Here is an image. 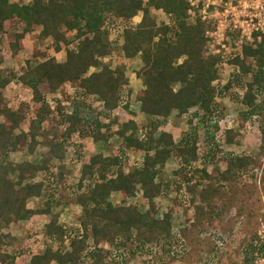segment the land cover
I'll use <instances>...</instances> for the list:
<instances>
[{
  "label": "trees",
  "instance_id": "obj_1",
  "mask_svg": "<svg viewBox=\"0 0 264 264\" xmlns=\"http://www.w3.org/2000/svg\"><path fill=\"white\" fill-rule=\"evenodd\" d=\"M190 8L187 0H30L25 4L0 0V34L11 31L14 41L10 46L15 54L24 49L26 36L39 28L43 40L52 39L56 53L66 49L65 61L51 56L36 64L28 62L26 70L18 76L19 83L32 90L33 100L40 105L29 121L28 131L23 129L28 113L24 107L12 108L4 93L11 79L0 74V220L4 224L10 225L36 214H51L53 203L63 199L60 191L55 190L47 195L42 209L32 207L29 200L45 197L48 186L44 180L37 181V175L49 171L50 167L31 160H9L10 153L34 152L42 143L47 130L45 124L54 113L42 91L43 85L51 93H57L67 84L78 83L85 95L97 96L102 102V108L96 109L88 101L77 99L72 112L61 111L63 131L59 136L55 133L53 141L48 143L51 156L60 162L65 159V144L75 134L88 130L87 134L95 141L107 140L109 123L103 118H110L122 105L129 108L127 98L131 89L127 88L126 65L113 66L112 62L104 61L114 52V43L120 46L126 60L140 58L137 77L143 83V88L138 91L141 112L154 117L156 122L158 120L155 128L145 127L142 135L138 134L141 125L131 117L116 130L127 150L144 155L141 166L125 171L120 156L103 153L95 154L83 163L79 187L85 191L76 197V203L82 207L79 216L81 233L68 237L65 227L59 223L60 215L54 214L46 230L50 245L35 253L31 264H118V260L105 249L107 245H115L132 256L137 252L153 253L152 245L169 241L174 211L169 208L160 216L161 205L157 199L165 194L160 174L172 158L181 168L200 163L190 175L186 173L184 182L194 194L192 204L196 205L195 218L198 221L208 219L207 214L213 219L223 205L230 207L234 203L239 205V215L247 216L248 221L255 218L257 184L252 182L241 189L236 185L247 172L261 167L258 157L235 155L225 159L227 167L218 177L217 185L212 184L213 177L207 165L223 162L218 157L219 145L210 134L211 128L220 129L217 119L213 126L210 124L216 115V99L219 94L225 95L234 82L249 75L252 80L245 85L242 102L247 107L246 116L261 117L264 141V99L257 102L264 93V32H256L254 41L239 46L240 49L229 59L236 73L224 87H220L215 82L220 79L219 65L224 60L221 55L207 53L208 23L200 17L193 18ZM154 10L163 11L172 22L159 23ZM140 13L141 21L130 26L128 23ZM115 29L120 33L114 42L111 34ZM34 55L38 57V50ZM192 109L196 111L179 141L171 131L159 129L174 112L182 117ZM202 129L206 132L204 140L200 134ZM236 135L234 129H227V143H236ZM201 141L206 146L203 153L200 152ZM61 166L65 167L63 162ZM200 173L201 183L197 184L208 183L198 191L192 184L193 178ZM64 175V171L58 173L62 181ZM86 180L90 181L88 187H85ZM229 180L230 186L222 185V181ZM260 180L264 200V169ZM222 186L228 190L222 191ZM139 192L149 203L146 211L127 204L128 199L136 197ZM115 194L121 198L120 204L113 201ZM216 201L223 202V205L217 206ZM204 206L210 210H205ZM213 212L216 213L212 215ZM218 212L222 214V210ZM8 238L10 236L0 234V264H16L17 261V256L5 248L9 245ZM258 239V229H246L242 241L246 246L244 264H254L255 254L263 251L264 245L257 243Z\"/></svg>",
  "mask_w": 264,
  "mask_h": 264
},
{
  "label": "rangeland",
  "instance_id": "obj_2",
  "mask_svg": "<svg viewBox=\"0 0 264 264\" xmlns=\"http://www.w3.org/2000/svg\"><path fill=\"white\" fill-rule=\"evenodd\" d=\"M22 4L29 3L30 0H13ZM227 0H225L226 2ZM233 6L241 17V21L246 19L252 25H243L246 32L253 33L251 40L247 36L242 37L243 28L241 30H234L229 32V39L226 41L225 47L223 45L214 46L210 40L207 44V53L209 55H221L224 60L220 63V79L215 84L224 87L234 72L235 66L229 63V59L240 49V45L247 41H254V34L264 29V0H232ZM245 14L250 15L245 18ZM159 23L172 22L170 16L163 11L154 10ZM236 15V14H235ZM234 15V16H235ZM142 17V13L139 14ZM195 18V16H192ZM140 21L139 18L133 19L128 24L135 26ZM215 20L211 19V24ZM208 25L209 29H215L220 25ZM262 24V25H259ZM120 29V28H119ZM112 30L111 38L115 40L118 38L120 30ZM260 29V30H258ZM40 28L32 34H28L24 39V49L15 54L11 49V42L14 37L11 31L0 34V49L2 51L3 63L0 64V74L5 75L11 79V83L4 89L12 108L18 109L24 107L28 113V119L23 125V129L28 131L29 121L35 116L39 109V104L33 100L32 90L23 86L18 81V76L27 68L28 62L36 64L39 60L56 56L59 61L66 60V49L56 53L52 47V39L47 38L43 40L40 37ZM74 38V35H71ZM75 45V44H74ZM72 45V46H74ZM112 55L104 59L105 62H112L113 66L123 63L127 67V75L129 77V87L131 95L127 98L129 108L125 106L119 107L110 118H103L105 123H109L106 128L109 138L103 141H95L87 133L88 127H84L87 131L82 134L77 133L65 144V159L62 161L65 167L61 166L59 160L54 159L50 153L49 141H53L55 133L61 135L62 133V112H72L74 101L77 99H84L96 107L102 108V102L94 95H85L78 83L67 84L57 93H51L46 85L42 86V91L46 96L48 104L54 110L53 118L46 122L47 127L45 135L42 137V143L34 152L17 151L11 153L9 160L20 162L24 160H31L34 162L46 163L49 171L40 172L37 175V181H46L47 188L44 192L46 195L42 198L31 199V205L36 209H42L45 205L47 195L52 191L59 190L60 198L54 202L52 213L48 214V221L54 214H59V223L64 226L68 237L75 236L81 233L82 227L79 216L82 214V207L76 203L77 195L83 193L85 189L79 187L80 177L82 174L83 163L91 156L103 153L110 156H120L122 160V167L125 171L133 170L135 167L141 166L144 155L137 151L127 150L125 148L123 139L116 133V130L130 117L135 119L140 125L139 135L144 133L145 127L155 128L156 122L154 117H147L141 112V102L138 99V91L141 89L140 79L137 77V71L141 67L140 58L133 60H126L120 50V46H116ZM221 49V52L217 50ZM38 50L39 55L35 57L34 53ZM94 71V68L91 69ZM252 77L249 75L240 81L234 82L233 86L227 90L225 95H220L216 99V115L211 120V125L215 124V120L219 121L220 129L211 128V135L219 145L218 157H221L223 162L217 161L215 164L207 165L211 175L212 184L217 185V179L221 173L226 170V160L228 157L235 155H251L258 157L261 162V167L257 166L255 170L247 172L241 180H239L237 188L240 189L245 185L257 184L258 192L255 199V218L248 221L247 216L238 214L239 205L236 203L230 207L223 205V202L216 201L223 208L217 210L218 214L212 215L214 218H209L211 215L207 214L208 219L204 218L198 221L195 218L196 205L192 204V194L188 188L186 181V173L192 172L195 168L200 166L199 162L193 164L189 168H181L175 158L170 159L166 166L162 169L160 179L165 184V194L163 197L157 199L161 205L160 216L169 208L174 211L173 230L169 241H162L161 243L151 246L153 253L137 252L132 256L128 251H121L115 245H107L108 253L118 260V264H244L245 248L243 246V238L246 236L247 228L258 229L259 239L257 243L264 245V200L261 197V175L264 169V141L260 129L261 117L254 115L252 117L246 116V105L243 104L242 99L246 92V83L251 82ZM264 99V93L260 95L257 102ZM195 109L182 117L174 112L171 117L160 126L161 129L171 131L177 141L183 137L189 127V119L193 117ZM207 125V124H206ZM234 129L237 133L236 143L228 144L226 140L227 129ZM19 132V130H18ZM201 139L205 138V130H200ZM52 139V140H51ZM206 152V146L201 141L200 152ZM219 159V158H218ZM220 160V161H222ZM191 169V170H190ZM64 171L65 179L62 181L58 177V173ZM16 177V174H12ZM201 173L196 174L193 178V186L202 190L204 184H197L201 179ZM90 181L86 180L85 187H88ZM231 181H222L223 186H230ZM181 186V188H180ZM221 190H228L226 187ZM222 193V192H221ZM222 198V194H220ZM116 204L122 202L121 198L115 194L112 197ZM127 204L138 207L141 211H146L149 208L148 201L142 196L141 192L136 197L130 198ZM205 210L209 211L208 206H204ZM222 210V214L218 211ZM39 215L31 219L21 220L10 225L4 224L0 220V234L8 235L10 238L9 245L5 248L15 254L17 264H31L32 256L35 253H40L45 250L47 245H50L46 237L47 222L45 219L39 218ZM44 217V216H42ZM210 219V220H209ZM197 220V221H196ZM196 221V222H195ZM201 222V223H200ZM70 239V238H68ZM93 241H90L92 244ZM56 247L55 243L51 244ZM115 261V260H114ZM254 264H264V249L262 252L258 251L255 254Z\"/></svg>",
  "mask_w": 264,
  "mask_h": 264
},
{
  "label": "built area",
  "instance_id": "obj_3",
  "mask_svg": "<svg viewBox=\"0 0 264 264\" xmlns=\"http://www.w3.org/2000/svg\"><path fill=\"white\" fill-rule=\"evenodd\" d=\"M191 4L189 13L195 17H200L202 21L211 24V19L215 22L211 25H220L215 29H209L207 36L210 41L214 43V46L223 45L225 47L226 41L229 39V32L234 30H241L243 25H252L246 19L241 21V17L238 13H233L232 10H236L233 6L232 0H187ZM236 14V15H235ZM235 15V16H234ZM245 18L250 15L245 14ZM262 25V24H259ZM260 30V29H258ZM262 32L264 29L262 27ZM242 37L247 36L251 40L253 33L246 32V29L242 30ZM217 52H221L218 48Z\"/></svg>",
  "mask_w": 264,
  "mask_h": 264
},
{
  "label": "crops",
  "instance_id": "obj_4",
  "mask_svg": "<svg viewBox=\"0 0 264 264\" xmlns=\"http://www.w3.org/2000/svg\"><path fill=\"white\" fill-rule=\"evenodd\" d=\"M136 18H139L140 21H141V19H142V17L140 18L139 15L136 16L134 19H136ZM140 21H138V22H140ZM139 84H140L141 88H143L142 80H140V83H139ZM12 153H14V152H12ZM10 154H11V153H10ZM9 156H10V155H9ZM15 162H16V161H15ZM20 162H21V161H20ZM38 163H41V162H38ZM41 172H44V171H41ZM39 173H40V172H39ZM39 173H38V174H39ZM31 199H34V198H31ZM31 199L29 200V204H30V205H31V203H30V202H31ZM31 206H32V205H31ZM32 207H34V206H32ZM34 208H35V207H34ZM35 209H36V208H35ZM36 215H38V214H36ZM36 215H32V216H30V217L28 218V220L31 219V218H33V217H35ZM42 216H44V217H42ZM38 217H39V218H42V219H45V221H46L47 223L50 221V220H49V221L47 220V219H48V218H47L48 215H39ZM25 220H26V219H25ZM20 221H21V220H20ZM13 223H14V222H13ZM46 230H47V227H46ZM17 258H18V257H17ZM16 264H17V261H16Z\"/></svg>",
  "mask_w": 264,
  "mask_h": 264
}]
</instances>
